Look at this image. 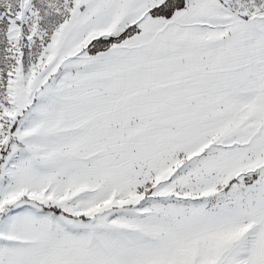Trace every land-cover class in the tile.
I'll return each instance as SVG.
<instances>
[{
	"label": "snow or ice",
	"instance_id": "1",
	"mask_svg": "<svg viewBox=\"0 0 264 264\" xmlns=\"http://www.w3.org/2000/svg\"><path fill=\"white\" fill-rule=\"evenodd\" d=\"M0 264H264V0H0Z\"/></svg>",
	"mask_w": 264,
	"mask_h": 264
}]
</instances>
